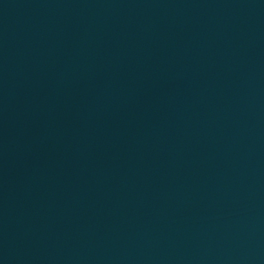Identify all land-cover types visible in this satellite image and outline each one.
Listing matches in <instances>:
<instances>
[{
    "label": "water",
    "instance_id": "1",
    "mask_svg": "<svg viewBox=\"0 0 264 264\" xmlns=\"http://www.w3.org/2000/svg\"><path fill=\"white\" fill-rule=\"evenodd\" d=\"M0 264H264V0H0Z\"/></svg>",
    "mask_w": 264,
    "mask_h": 264
}]
</instances>
